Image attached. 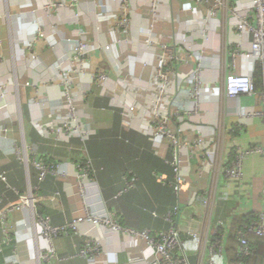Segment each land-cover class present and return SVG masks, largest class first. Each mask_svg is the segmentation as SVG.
I'll list each match as a JSON object with an SVG mask.
<instances>
[{
	"label": "crops",
	"instance_id": "0c3cea01",
	"mask_svg": "<svg viewBox=\"0 0 264 264\" xmlns=\"http://www.w3.org/2000/svg\"><path fill=\"white\" fill-rule=\"evenodd\" d=\"M203 1L214 7L215 16L195 9L197 0H158L151 13V0H127L131 40L119 42L122 33L109 15L120 13L122 0H70L56 11L45 7L46 0H0V85L8 86L0 97V170L7 176L0 180V264H153L154 246L127 229L147 230L155 238L169 230L173 208L180 204L181 218L191 205L186 201L193 183L202 187L195 205L213 185L212 225L223 234L216 264H239V232L264 212L263 154H248L242 178L231 179L214 167L202 171L201 156L190 149L202 138L214 139L217 162L224 166L243 150L264 148V73L254 93L233 98L225 96L223 79L226 71L255 77L258 63H264L242 54L251 50L253 37L239 18L222 4ZM248 1L242 0L243 8ZM39 32L43 38L33 40ZM149 35L152 43L145 42ZM84 38L95 46L97 67L90 71L108 65L104 86H94L89 70L81 74L82 64L72 59L74 44ZM157 42L191 56L170 62L162 96ZM33 51L38 56L32 57ZM66 76L75 88L71 94ZM68 108L89 126L88 137L47 136ZM175 108L184 118L174 116V124L192 145L181 159L190 180L179 192L168 139L152 135L149 126L155 110L169 114ZM35 159L58 166L62 176L49 173L41 180ZM87 166L88 177H79ZM134 176L135 186L123 191ZM28 195L37 198L34 205L22 203ZM109 214L120 230L88 218ZM42 217L57 231H42ZM180 232L191 264L210 258L190 230ZM247 238L250 263L264 264V237ZM90 239L100 250L93 262L81 253Z\"/></svg>",
	"mask_w": 264,
	"mask_h": 264
},
{
	"label": "built area",
	"instance_id": "2783aa9c",
	"mask_svg": "<svg viewBox=\"0 0 264 264\" xmlns=\"http://www.w3.org/2000/svg\"><path fill=\"white\" fill-rule=\"evenodd\" d=\"M70 0H46L45 7L52 11L54 8L57 10L62 6H68ZM123 2L125 4H123ZM127 0H122L121 10L118 14H111V21L117 27H121V40H131V33L129 31V27H127L128 21L127 17H129L132 13L131 8L126 3ZM196 2V0H195ZM203 0H197V5L194 7L199 10L205 17L215 16L216 10L212 6H205L202 4ZM216 4H222L225 8L226 12H231L235 14L240 20V26H245L248 28L252 34V42H251V50L249 52L242 53L244 56L249 58L257 59L264 63V0H249L247 6L243 8L241 5L242 0H236L234 5H229L227 2H231V0H213ZM158 5V0H151L150 13L156 12ZM60 6V7H58ZM57 7V8H56ZM130 11H129V9ZM43 34V33H42ZM150 34H152L150 32ZM40 38H43L40 33L38 35ZM85 39V38H84ZM82 39L80 40L74 50L72 55L77 57L79 61L83 62V65L88 67V70L92 68H96L97 64L94 60H85L84 58L88 56V54L92 55L93 47H90L86 41ZM121 41V42H122ZM49 40L44 38V43L49 44ZM145 42L152 43V36L149 35L145 38ZM30 44L29 46H31ZM156 46L161 51L160 64L159 69L157 71V76L159 79L160 86V96L166 92L168 89V85L170 83L169 76L172 74L169 69L170 62L174 59L176 60H185L188 57H191L187 51H183V54L175 53L170 46L167 44H163L161 42H157ZM173 51V53H172ZM91 61V62H90ZM96 71V70H95ZM88 72V73H89ZM98 72V71H96ZM264 73V68H263ZM91 80L95 78L93 74H90ZM224 92L225 96L228 98H233L239 96L241 94H252L256 91V84L254 80L253 72L247 74H241L234 71L225 72L224 74ZM6 86L4 84L0 85V97L4 98L6 92ZM196 92V103H198V98L201 93V88L198 84L195 86ZM65 89L67 93H72L74 91V87L70 86L67 88L65 85ZM172 92V91H171ZM130 110H135V107H131ZM157 111V112H156ZM72 108H68L66 110V114L63 115L59 121V124L51 129L50 132L47 133V136L56 139H63L64 137L69 136H79L81 138H86L91 134V129L80 128L79 121L77 118H74V112H72ZM155 112V113H154ZM153 112L151 119L149 120V126L151 128L152 135L160 136L165 135L168 139V144L170 148H172L173 152V161L172 165L177 174V181L175 184V189L179 192L184 189L190 180V177L185 172V168L181 165V159L185 154L188 153V150L192 147V145L185 141L181 135V129L174 124L173 117L177 116L180 118H184V116L179 112L177 108L173 109L169 114H162L158 110ZM186 113H190L188 109ZM254 113L263 115L262 112ZM129 123V122H127ZM202 141V142H201ZM201 141L196 142L190 150L192 152H196L198 156H201L200 162L202 164V171L207 170V168H216L215 171L222 170L226 175H228L231 179H241L242 178V163L244 158L250 154L255 152H260L264 157V148L255 147L250 150H243L240 152L238 158L231 162L228 165H221L217 162L216 154V143L214 139L207 141L206 139H201ZM209 142V143H208ZM200 143V144H199ZM203 143L210 147L202 146ZM210 144V145H209ZM33 164L39 170V178L43 180L49 173L55 174L57 173L59 176H62V173L57 172L58 166L52 164L49 165L44 161L35 159ZM88 168L84 167L78 174L79 177L84 178L88 177ZM7 176L4 172L0 170V180H6ZM159 180H166L165 175H159ZM137 182V178L131 177L128 179V183L126 188L123 191H128L133 188ZM213 185H209V187L203 190V200L199 205L196 204V200L202 191V187L198 183H193L192 192L189 196V199L186 201L187 204H191L190 206H194V216L198 219L199 229L197 232H192L191 235L197 240L200 246V252L202 249L207 248L210 254V258L205 261V256L201 257V260L197 264H216L215 256L223 249V234L220 235L217 227L212 225L211 213L214 208V189H212ZM32 195V194H31ZM22 196V203H32L34 205L36 201V197L34 196ZM90 220L94 222L103 221L104 223L110 225L112 230H120L121 226L119 223L115 222L113 216L111 214L100 217V218H92L88 217ZM180 218V204L175 206L171 213L168 216V219L171 221L172 226L167 231H162L158 234L157 238L152 236V234L147 230L135 231L132 229H127L130 232H133L142 238L145 239L148 243L154 246L155 248V256L153 259V264H191L187 258V254L184 249V243L181 237V232L179 230V219ZM82 218H79L81 221ZM40 223L42 224L43 230L47 231L51 230L57 231L55 228H51L49 225L48 218H40ZM39 223V224H40ZM219 226V225H217ZM254 234L257 236L264 237V212H260L257 215V218L247 224L243 230L239 232V255L240 256H251L253 250L251 248L250 242L247 238L248 235ZM8 238V235H7ZM81 253L88 258L91 262L95 261L97 256L100 254V250L98 248L97 242L95 240H87L85 246L82 248ZM44 259L48 257V253L43 254Z\"/></svg>",
	"mask_w": 264,
	"mask_h": 264
},
{
	"label": "rangeland",
	"instance_id": "374dc122",
	"mask_svg": "<svg viewBox=\"0 0 264 264\" xmlns=\"http://www.w3.org/2000/svg\"><path fill=\"white\" fill-rule=\"evenodd\" d=\"M123 4H125L124 2H123ZM121 5H122V3H121ZM58 7H60V6H58ZM57 8V7H56ZM61 8V7H60ZM129 9V8H128ZM54 10L56 11V9L54 8ZM129 11H130V9H129ZM127 20H130V16L129 17H127ZM127 27H129V21H128V24H127ZM117 28H119V27H117ZM120 29V31H121V27L119 28ZM40 35L42 36L43 34L42 33H40ZM85 41H86V43L90 46V47H93V49H92V55L91 54H88V56L87 57H85L84 59L85 60H87V58H88V60H94V58H93V53H94V45L93 44H91L88 40H86V39H84ZM119 42H121L122 40L119 38V40H118ZM126 41H130V39H127V40H124V42H126ZM78 43V42H77ZM49 46V45H48ZM50 47V46H49ZM104 47H105V49H110L111 48V45L110 44H107V45H104ZM49 50V49H48ZM31 54V56L32 57H36V56H38L37 55V52L36 51H33V52H31L30 53ZM72 59H78L77 57H75L74 55H73V57H72ZM82 65V70H81V74H84L85 72H86V68L88 69V67H86V66H84L83 65V62L82 61H79ZM91 62V61H90ZM107 64H102L101 63V65H98V69L96 70V71H98V72H96V71H90L89 72V75L90 74H93L94 76H95V78L93 79V80H91L92 82H93V84H94V86H96V87H98V86H101V85H105L108 81H109V79H110V75H111V73H110V70L109 69H107ZM100 69V70H99ZM68 78V76H66L65 78H64V80H65V82H66V84L65 85H67V88H70V86H71V80H69V79H67ZM7 88H6V92H5V95L7 94V92H8V86H7V84H4ZM67 91H69L68 89H67ZM65 112H66V110H65ZM64 112V114L63 115H65L66 113ZM72 112H74V110L72 109ZM71 112V113H72ZM74 115V114H73ZM74 118H76V116L74 115ZM79 121V127L82 129V128H86V127H89L88 125H84L83 123H81L80 122V120H78ZM24 157V156H23ZM25 158V157H24ZM49 165H52V164H50L49 163Z\"/></svg>",
	"mask_w": 264,
	"mask_h": 264
},
{
	"label": "water",
	"instance_id": "95a60500",
	"mask_svg": "<svg viewBox=\"0 0 264 264\" xmlns=\"http://www.w3.org/2000/svg\"><path fill=\"white\" fill-rule=\"evenodd\" d=\"M194 211V206H189L186 209V212L181 216L179 220V230L187 231L190 230L191 232L198 231L199 222L197 219L192 216ZM190 226H192L190 228Z\"/></svg>",
	"mask_w": 264,
	"mask_h": 264
},
{
	"label": "trees",
	"instance_id": "16d2710c",
	"mask_svg": "<svg viewBox=\"0 0 264 264\" xmlns=\"http://www.w3.org/2000/svg\"><path fill=\"white\" fill-rule=\"evenodd\" d=\"M263 68H264V64L258 63L257 67H256V72H255V84L256 86H258L257 84L262 80L263 78ZM258 77V78H257ZM84 165V164H83ZM257 218V215L255 217H253L249 222H247L246 224L254 221ZM252 257L251 256H239L238 262L239 264H251L250 263V259Z\"/></svg>",
	"mask_w": 264,
	"mask_h": 264
},
{
	"label": "bare ground",
	"instance_id": "6f19581e",
	"mask_svg": "<svg viewBox=\"0 0 264 264\" xmlns=\"http://www.w3.org/2000/svg\"><path fill=\"white\" fill-rule=\"evenodd\" d=\"M39 33H40V32H39ZM36 39H37V40H39V39H40V37H39V36H37V37H36V38H34L33 40H36ZM41 39H42V38H41ZM33 40H32V41H33ZM76 44H77V43H75V44H74V47L76 46ZM74 47H73V49H74ZM73 49H72V50H73Z\"/></svg>",
	"mask_w": 264,
	"mask_h": 264
}]
</instances>
